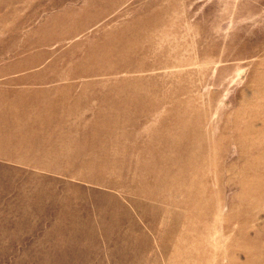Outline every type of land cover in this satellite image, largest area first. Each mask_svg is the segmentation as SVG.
<instances>
[{
    "label": "rangeland",
    "instance_id": "obj_1",
    "mask_svg": "<svg viewBox=\"0 0 264 264\" xmlns=\"http://www.w3.org/2000/svg\"><path fill=\"white\" fill-rule=\"evenodd\" d=\"M0 264H264V0H0Z\"/></svg>",
    "mask_w": 264,
    "mask_h": 264
}]
</instances>
